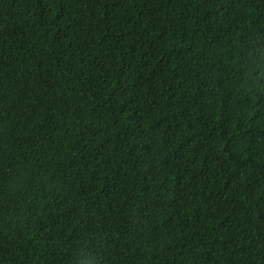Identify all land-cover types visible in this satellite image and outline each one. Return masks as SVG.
Here are the masks:
<instances>
[{
    "label": "trees",
    "instance_id": "16d2710c",
    "mask_svg": "<svg viewBox=\"0 0 264 264\" xmlns=\"http://www.w3.org/2000/svg\"><path fill=\"white\" fill-rule=\"evenodd\" d=\"M0 264H264V0H0Z\"/></svg>",
    "mask_w": 264,
    "mask_h": 264
}]
</instances>
